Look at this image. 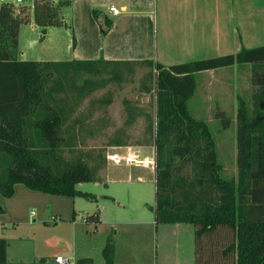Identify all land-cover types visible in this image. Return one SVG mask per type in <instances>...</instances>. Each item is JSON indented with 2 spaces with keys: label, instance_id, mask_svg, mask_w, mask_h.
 <instances>
[{
  "label": "trees",
  "instance_id": "1",
  "mask_svg": "<svg viewBox=\"0 0 264 264\" xmlns=\"http://www.w3.org/2000/svg\"><path fill=\"white\" fill-rule=\"evenodd\" d=\"M67 3L33 1L34 20L43 33L49 26L64 24L61 9ZM93 14L106 34L113 20L97 9ZM30 17L25 5L0 2V193L12 197L15 185L22 183L52 195L95 198L78 188L80 183L98 180L95 168L83 159L68 161L59 154L67 141L61 134L73 108L66 98L55 94L74 74L103 73L104 63L20 59V28ZM134 64L153 68L155 222L197 227L196 264L203 238L221 230L232 237L221 250L218 264H264V45L172 65L153 60L114 65ZM235 64L252 66L251 80L257 91L252 108L238 96V173L229 179L223 176L210 124L192 114L189 100L197 89V73ZM86 83L95 84L93 80ZM219 114L228 127L230 119L224 111ZM86 220L98 221V213ZM7 247V240L0 238V264H34L10 262ZM115 252V241L109 238L102 250L104 264H116ZM75 264H93V260L82 258Z\"/></svg>",
  "mask_w": 264,
  "mask_h": 264
},
{
  "label": "rangeland",
  "instance_id": "2",
  "mask_svg": "<svg viewBox=\"0 0 264 264\" xmlns=\"http://www.w3.org/2000/svg\"><path fill=\"white\" fill-rule=\"evenodd\" d=\"M114 3L121 8L120 3ZM24 4L31 17L20 28L19 58H67L69 54L63 51L68 48L71 35L65 30L66 24L61 25L59 31L49 26L43 33L34 20L33 0H25ZM66 12L70 16L69 8ZM48 50L53 53L44 55ZM101 67L104 72L99 75L74 74L70 81H65L64 89L55 94V97L66 98L73 108L61 134L67 141L61 145L59 154L68 161L83 159L95 168L98 180L80 183L78 187L92 193L95 198L78 197L80 217L77 223L66 217L63 202L58 216L51 217L48 209L44 219L36 213L29 223L11 227L5 238L10 248L9 259L12 262L56 264L54 258L58 253L72 251L73 239L79 244L82 235L87 234L91 238L89 254L94 257L95 264H99L100 258L103 259L99 245L107 233V239L113 238L118 244L119 264H196L197 227L192 223L155 222L152 208L155 204V173L152 164L115 160V156H125L128 152L141 159L154 158L153 68L146 64H104ZM251 78L250 64L223 67L215 74L200 73L197 75L196 92L189 100L192 114L210 124L217 142L219 161L224 166L223 176L229 179L238 173V96L252 108L257 86ZM86 80H93L95 84L86 83ZM108 100L111 102L107 103ZM219 111H224L230 119L228 127H224ZM118 141L127 146L118 147ZM33 209L36 212V207ZM90 211H103L105 227L98 230L93 223L83 222L84 213ZM131 219L147 223H123ZM231 237L228 231L221 230L203 238V249L200 246L198 249L199 264H218L221 250ZM78 253L74 258V253L70 252L74 262L83 256L79 249Z\"/></svg>",
  "mask_w": 264,
  "mask_h": 264
},
{
  "label": "crops",
  "instance_id": "3",
  "mask_svg": "<svg viewBox=\"0 0 264 264\" xmlns=\"http://www.w3.org/2000/svg\"><path fill=\"white\" fill-rule=\"evenodd\" d=\"M53 1L57 3L59 0ZM68 1L69 3L61 9V17L67 25L65 30H68L71 35L69 46L63 51L69 56L67 58L43 57L36 60H100L108 65L153 60L164 65H172L236 53L242 48L264 45V0ZM114 2L121 4V8L118 7L121 10L118 16L110 12V7L116 6ZM68 8L70 16L66 12ZM94 9L104 12L113 20V25L106 34L101 32L98 20L93 14ZM53 27L58 31L61 28ZM73 37H75V43ZM49 53L53 52L48 50L44 55ZM222 68L202 71L197 75L203 72L215 74ZM109 105L111 106V103ZM117 145L122 148L127 146L124 142H119ZM77 199L78 197L72 198L31 190L24 184L17 183L12 197H5L0 193V206L3 208L0 212V238L7 239L6 232H9L11 227L17 228L24 223H29L36 213L42 219L48 209L52 214L51 217L60 215L63 202L66 207L64 212L67 211L66 217L73 223H77L80 217ZM114 201L117 202L116 199ZM33 207H36V212ZM94 213L98 212L84 213L83 222L93 223L98 230L100 227H105L106 219L103 211L98 213V221L86 220ZM123 223L145 224L147 221L131 219ZM86 235H82L83 238L80 239L79 244L73 239L72 251L69 250L67 254L60 252L57 255L71 258L70 252H73L75 258L79 249L83 256L76 258L77 261L79 258H91L95 264L94 257L89 254L91 238ZM108 236L109 234L106 233L104 241L100 242L101 251ZM115 245V262L119 264V248L117 243ZM9 254L8 247L7 259L12 262ZM104 262V257L102 260L100 258L99 264Z\"/></svg>",
  "mask_w": 264,
  "mask_h": 264
},
{
  "label": "built area",
  "instance_id": "4",
  "mask_svg": "<svg viewBox=\"0 0 264 264\" xmlns=\"http://www.w3.org/2000/svg\"><path fill=\"white\" fill-rule=\"evenodd\" d=\"M3 0H0V2H2ZM25 0H16L15 2H11L14 6H20V5H25L24 4ZM34 1V0H33ZM110 12L115 15L118 16L121 13V10L117 7V6H111L110 7ZM115 160L116 162H120V161H126L127 163H135V164H152V166L154 167L155 165V161L154 158H147V159H141L139 157H137V155L133 154V153H129L126 154L125 156H115ZM55 262L56 264H75L73 262V260L68 257V256H64V255H57L55 257Z\"/></svg>",
  "mask_w": 264,
  "mask_h": 264
},
{
  "label": "water",
  "instance_id": "5",
  "mask_svg": "<svg viewBox=\"0 0 264 264\" xmlns=\"http://www.w3.org/2000/svg\"><path fill=\"white\" fill-rule=\"evenodd\" d=\"M66 27H67V25H66Z\"/></svg>",
  "mask_w": 264,
  "mask_h": 264
}]
</instances>
